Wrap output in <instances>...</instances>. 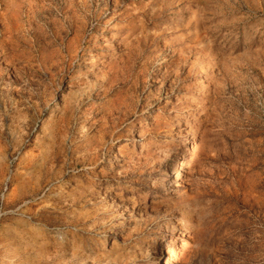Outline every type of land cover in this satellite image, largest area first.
Returning <instances> with one entry per match:
<instances>
[{
    "label": "rangeland",
    "instance_id": "1",
    "mask_svg": "<svg viewBox=\"0 0 264 264\" xmlns=\"http://www.w3.org/2000/svg\"><path fill=\"white\" fill-rule=\"evenodd\" d=\"M165 259L264 264V0H0V264Z\"/></svg>",
    "mask_w": 264,
    "mask_h": 264
},
{
    "label": "bare ground",
    "instance_id": "2",
    "mask_svg": "<svg viewBox=\"0 0 264 264\" xmlns=\"http://www.w3.org/2000/svg\"><path fill=\"white\" fill-rule=\"evenodd\" d=\"M39 64L42 66L41 59L39 60ZM176 168L177 167H175V169L173 170L174 171V175H177V173L179 172V168L178 169H176ZM183 194H184V197L182 199H180L178 202H176L173 206L166 208L165 209V213L174 214V213H176V211H178L181 208H185V207L187 208V206L189 205V203L192 202V200H194L196 198L194 196L195 194L194 193H191V192L190 193H187V191H186ZM181 217L182 218H185L188 222H191V220H193V214L191 212H188L187 210H185L183 212V214L181 215ZM194 224H196V222H194ZM165 264H167V259H165Z\"/></svg>",
    "mask_w": 264,
    "mask_h": 264
}]
</instances>
